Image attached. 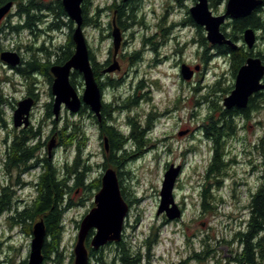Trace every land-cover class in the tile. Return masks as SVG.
<instances>
[{"label":"rangeland","instance_id":"rangeland-1","mask_svg":"<svg viewBox=\"0 0 264 264\" xmlns=\"http://www.w3.org/2000/svg\"><path fill=\"white\" fill-rule=\"evenodd\" d=\"M91 1L89 17L95 18L99 13V23L84 26L89 49L99 66L109 57L112 64L114 47L110 33L115 11L113 4L125 2ZM132 4H135V13L132 14L127 7V16L132 17L122 19L125 27L121 31H125H122L123 40L117 56L121 67L110 73H102L105 67L100 66L98 76L99 81L104 84V101L114 107V124L126 135L131 132L130 120L137 122L142 128L147 127L149 118L153 124V127L145 132L140 143L131 141L127 144L128 152L125 156L129 158L121 169L124 174L118 176L130 206L124 221L122 238L125 243L140 248L141 253L145 254V241L150 235L152 237L154 232L157 233L156 243L149 251L151 264H243L235 260L239 257L238 253L242 247L238 233L247 226L250 195L262 182L261 175L264 173L263 155L260 153L262 157L258 156L252 146L257 137L264 135V96L257 97V101H261L258 112L250 114L247 120L239 119L241 125L247 123L246 131H242L240 135H249L248 147L253 151L252 156L244 151L245 148L235 144L234 151L241 162L234 164L230 161L228 170L226 168L227 176L219 177L218 180H223L217 185L213 176L206 178V169L212 158V143L204 137L203 125L209 112L216 108V103H223L225 96L234 87L236 75L230 67V61L227 57L214 55L215 50L210 48L208 54L213 56L206 63V47L201 43V36L196 33L194 27L180 25L194 4L192 0H135ZM225 7L226 3H223L212 10L215 14H221L224 13ZM173 23L176 25L172 26ZM61 27L53 33L54 39L47 40L48 46L55 48V45L67 42L70 29L64 25ZM230 27L227 25V29L230 30ZM165 28L168 30H163ZM262 34L263 31H257L254 53L259 50L264 53V38H258ZM173 36L176 38L173 39ZM25 40L30 41L29 38ZM238 43L240 46L243 42ZM182 61L192 69L197 65L200 67L195 70L190 80H184L181 76ZM24 69L25 67H22V73L16 74L5 67V77H11L10 82H5V140H9L7 128L11 129L13 126L12 116L17 103L23 99L33 81L38 87L35 92L39 93V104L33 111L31 122L33 129L39 130L40 134L34 141H47L48 144L55 137L51 158L63 168L68 160H73L77 147L73 144L66 145L59 132L66 121L78 122L87 137L81 162L91 165L89 181L92 179L94 182L97 178H102L106 171L105 155L110 148L107 141L106 150L105 139L100 137L98 121L90 116V113L94 112L85 109L83 114H80V111L73 113L64 107L58 119L54 114H45L44 106L54 100L51 91L53 81H49L46 75H39L33 80L30 76L34 74L29 75ZM73 78L76 80L78 93L82 95V74L76 77L71 75V79ZM155 80H158L157 85L153 83ZM218 80L221 82L216 91H209ZM227 87L232 89L224 91ZM130 96L138 100L137 104L126 107L129 103L127 98ZM54 120L57 122L54 123ZM182 131L183 134H180ZM19 132L20 130L12 131L9 142ZM56 133L58 135H55ZM66 133L71 131L67 130ZM3 138L0 122V182L12 185L15 190V204L23 207L37 194L34 183L40 168H31L20 176L18 172H14L10 176L3 167L2 159L6 146ZM46 153L47 145L43 150V154ZM232 153L233 151L229 150V157ZM250 158L253 159L249 161ZM120 159V154H117L116 160ZM171 164L182 166L174 189L175 201L182 209V216L175 220H168L165 213L157 214L164 174ZM208 183L211 184L212 194L217 200L212 199V208L204 210L201 192ZM97 192L95 190L93 193H86L81 188L65 200L67 203L71 199L73 204L64 213L65 229L61 244L64 258L61 264H75V256L71 262V255L74 254L80 224L96 205L94 196ZM38 220L39 218L34 224ZM0 233L4 240L3 249L0 251L1 258L13 256L18 263L24 259L28 260L33 236L28 234L24 227H10L4 215L0 222ZM260 238L264 247L263 231L254 239V243H258ZM102 252L112 257L116 252L115 242L106 244ZM56 260L53 255L46 264H57Z\"/></svg>","mask_w":264,"mask_h":264},{"label":"trees","instance_id":"trees-1","mask_svg":"<svg viewBox=\"0 0 264 264\" xmlns=\"http://www.w3.org/2000/svg\"><path fill=\"white\" fill-rule=\"evenodd\" d=\"M8 1L11 0H5V3ZM15 1H18L20 6L23 7L22 3H20L22 0ZM91 3V0H84L83 3L84 26L90 24L98 25L99 23V13H97L95 18L89 17V6ZM215 3L217 4V2ZM134 5L135 4H131L130 7L126 3L113 4V7L119 14L120 21H123V18L129 19L132 17V15L127 16L126 8L129 7L128 10L133 14L135 13ZM23 9H25V7ZM58 11L59 15L63 14L64 16H67L61 0H58ZM28 17L31 19V15ZM182 24L197 28V33L201 36V43L206 47L204 52V60L206 63L213 56L208 54L210 48L215 50L216 53L214 55L227 57L229 59L230 67H232L235 75L239 67L253 54L260 56L264 61L263 51L259 50L254 53L253 49H248L244 43H242L237 49H232L227 45H211L203 32V27L197 25L189 13ZM248 27H252L256 31H263V34L258 38H264V0L263 6L258 8L252 15L236 19L233 22V29L230 33L226 32L227 30L224 27L222 30L234 41L243 42V32ZM58 28H60V25H58ZM74 47L75 44L72 36H70L69 44L66 47H63L66 48L65 57L63 59L64 61L68 60L73 55ZM137 53L138 52L135 53V56H137ZM90 57L93 62L95 76L99 83L98 76L100 67L95 61L94 56L91 54V51ZM50 68L51 67H36L33 65L32 67H26L24 70H27L29 75L32 73L36 75L41 71L46 76H49L50 81L52 82L53 77L50 73ZM79 74L80 73L76 71L72 75L73 77H76V75ZM32 76H30V78L34 80L35 78ZM75 81V78L71 79L74 86L76 85ZM220 82L221 81L218 80L215 85L210 87L209 91H216L217 85ZM33 83L34 82L31 81L30 84ZM153 83L157 85L158 80L153 81ZM99 85L101 86L102 84L99 83ZM231 89L232 87H227L224 91H229ZM127 101L129 103L126 107H130L134 104L136 105L138 100L133 96H130L127 98ZM104 106L107 109V116L103 118L101 125L103 132L108 136L110 148L109 152L105 155L107 161L105 168H113L118 172V176H121L124 174V171L121 169L129 158L125 156V153L128 152L127 144L131 141H134L135 144L140 143L145 132L150 130L153 127V124H151V119L149 118L147 127L142 128L137 122L130 120L131 132L126 135L122 129L114 124L115 118L112 119L110 104H105ZM260 108L261 101H257V97H252L247 108L240 109V111L245 113L246 118L249 119L250 114L258 112ZM85 109H87L86 106H83L80 110V114H83ZM47 111L48 115L53 114L52 103L47 105ZM231 114L232 111L224 108L223 103H216V108H213L211 112H209L203 125V132L205 135L207 137L214 135L213 138L215 140V149L206 169V178L213 176L216 179L217 185H220L223 180H218L219 177L225 178L227 176L228 166L230 165L228 149L226 143L222 139L225 137L228 130L231 129ZM55 122L57 121L54 120V123ZM62 128V131L59 132L61 133V140L65 142L66 145L73 144L77 147V152L74 154L73 160H68L63 168H60L47 153L43 154L45 146L37 140L34 141L40 134L39 130L36 131L33 129V126L22 129L19 133L15 134L9 145L5 146L4 158L2 159L3 167L10 176L14 172H18V175L20 176L31 168H40L39 176L34 183L37 194L30 203L25 204L23 207H19L15 204V190L12 188V185L0 182V222L2 217L6 215V221L10 227H24L26 232L33 236L34 221L37 218H39V220L43 219L46 233L42 248L44 255L42 264H46L53 255L57 258V264L63 262L64 257L63 252L61 251V244L65 229L64 213L67 208L73 204L71 199L70 202H65L67 197L81 188H83L86 193H93L95 190L99 191L101 188V178H97L94 182L92 179L89 181L91 165L86 162H81V154L87 138L85 130L75 121H66ZM67 130H70L71 133L67 134ZM261 150L264 156V137L262 138ZM117 154H120V160H116ZM122 195L125 198L123 190ZM212 199H214V201L217 200L216 196L212 194L211 184L208 183V186L206 185L201 192L202 207L204 210L212 208ZM249 208L250 216L247 226L244 230L239 231L238 233L242 247L241 252L238 253L239 257H236L235 260L243 264H262V258L264 257V247L261 243L262 238H260L258 243H254V239L257 238L262 231L264 232V176L259 186L251 192ZM93 234L94 231L90 230L87 237L88 248L91 250L88 264H151L149 251L156 243L157 233L154 232L152 234L153 236L151 237L150 235L145 241V248L147 249L145 254L141 253L142 250L140 248L137 249L134 245L125 243L123 238H121V240L115 242L116 252L112 257L106 256L102 252L103 248L97 250L91 247L89 243ZM3 245L4 240L0 233V251L3 249ZM71 257V262H73V253ZM91 257H93V259H91ZM27 262V259L21 260L18 263L16 257L12 256L3 259L0 256V264H27Z\"/></svg>","mask_w":264,"mask_h":264},{"label":"water","instance_id":"water-1","mask_svg":"<svg viewBox=\"0 0 264 264\" xmlns=\"http://www.w3.org/2000/svg\"><path fill=\"white\" fill-rule=\"evenodd\" d=\"M62 3L67 15L75 23L72 34L75 50L70 59L63 65H54L50 68V72L54 77L51 85V91L54 95L52 111L55 118L58 119L63 106L67 107L71 112L77 113L83 105H86L100 120L103 95L93 70L90 49L84 33V0H62ZM12 4V1H8L0 8V19L4 14H7ZM262 6L263 0H228L225 12L216 15L213 13L208 0H196L189 8V14L197 25L205 28L206 38L211 45H227L232 49H237L239 43L229 38L222 30V26L228 19L236 20L250 16ZM111 35L114 47L113 63L105 68L103 73H110L120 69L117 55L123 36L116 17H113L112 20ZM243 43L248 49H254L257 43V31L254 28L248 27L244 30ZM5 61L15 65L19 63V57L17 53L5 51ZM199 68V65H197L192 69L188 64L184 63L180 69L182 78L190 80L195 70ZM74 71L80 72L83 76L84 91L82 95L78 93L71 82V75ZM263 90L264 61L260 56L251 55L239 67L235 76L234 87L223 99V106L226 109L234 107L245 109L249 104L250 98ZM33 104L34 100L32 97H26L18 102L13 115L15 127H28ZM180 134H183V131ZM107 141L105 139L106 150H108ZM53 145L54 141L49 146L50 149ZM181 172V165L171 164L164 174L157 214L165 213L168 220H175L182 216V209L176 203L174 196L175 185ZM94 202L96 205L85 215L80 224L78 239L74 248L75 264L89 263L90 252L87 237L90 230H94L90 240L91 246L97 250L108 243L121 240L123 236L124 221L130 206L122 195L119 177L115 169L107 168L102 175L101 188L95 194ZM45 233V223L43 219H40L33 226V238L27 264L43 263L42 248Z\"/></svg>","mask_w":264,"mask_h":264},{"label":"flooded vegetation","instance_id":"flooded-vegetation-1","mask_svg":"<svg viewBox=\"0 0 264 264\" xmlns=\"http://www.w3.org/2000/svg\"><path fill=\"white\" fill-rule=\"evenodd\" d=\"M11 1L13 4H12L10 10L7 12L6 15L4 14V16L0 19V122H1V128L3 129V133H4V138H3L4 146L9 145V143H10L9 141L11 138L12 131L22 130V129L27 128L24 126L15 127L14 121H13V116H12L13 126L11 129L7 128V135H8L9 140L8 139H7V141L5 140V126H6L5 125V104H6L5 82L11 81V79H10L11 77H5V67L14 71L16 74H18V73L21 74L22 73V67H25V68L26 67H32L33 65H35L36 67H53L54 65L55 66L63 65L67 61V60L66 61L63 60L65 57V53H66V48H63V47H66L69 44L70 36H72L73 30H74L73 27L75 26V23L69 18L68 15L64 16L63 14H61V15L58 14V12H59L58 11V0L50 1V2H47L46 0H22L20 3H22L23 7L20 6L18 1H15V0H11ZM133 1H135V0L126 1L125 3H127L128 6H130ZM227 1L228 0H219V1L208 0L211 9L217 8L219 6V4L220 5H222L223 3L227 4ZM61 2H62V0H61ZM192 2L195 3L196 0H192ZM215 2H217V4ZM6 3H5V0H1L0 1V8L2 6H4ZM62 5H63V3H62ZM24 7H25V9H23ZM224 12H225V10H224ZM29 15H31V19L28 17ZM216 15H219V14H216ZM114 17H116L117 23L121 27V29L123 27H125L124 22L120 21L119 14L117 13L116 9L114 11ZM63 19H66L67 21L63 22L62 21ZM234 21L235 20L228 19L227 22L222 26V28L224 27L227 30L226 32L230 33L233 29V22ZM182 23L183 22H181L180 25H183ZM58 25H60V28H58ZM61 25L68 26L70 29V32L67 36V42L65 44L55 45V48L54 47L52 48V45H51V47L47 45V40L54 39L53 33L56 32L57 30L61 29L62 28ZM175 25H176V23H173L172 26H175ZM227 25L231 26L230 30L227 29ZM195 29H196V33H197V28H195ZM163 30L167 31L168 28H165ZM122 31L124 32L125 30H122ZM203 32L206 36V30L204 27H203ZM110 36H112L111 33H110ZM25 38H29L30 41L26 42ZM168 38H170V37H168ZM172 38L174 39L176 37L173 36ZM194 39L196 41L195 37H194ZM36 40H39L40 42H36ZM74 50H75V47H74ZM5 51L17 53V55L19 57V63L15 64V65H11L10 63L6 62L5 61ZM253 55H255V54H253ZM53 56H55L56 59H53L54 58ZM184 63L185 62L182 61L180 63V67ZM110 64H111V58L109 57L103 63H101L100 66L107 68ZM104 69H102V73H103ZM39 75H45V74L40 71L36 75H33V76H34V78H36ZM51 75H52V73H51ZM6 76H8V75H6ZM107 76H108V74H107ZM47 77L50 81V77L49 76H47ZM52 77H53V75H52ZM53 79H54V77H53ZM99 83H101V82L99 81ZM101 84H103V83H101ZM103 87H104V84H103V86L102 85L100 86V88L102 90V95H103ZM35 88H38L37 85L30 84L28 86L26 93L23 95V99L26 97H32L34 100V104H33V107L31 109L30 116H29L28 127L32 126L31 118L33 115V111L39 104V93L35 92ZM262 96H264V90L255 94L252 97H262ZM102 99H103V97H102ZM49 103H52V108H53V101L48 102L44 106L45 112H46L45 114H47V115H48L47 105ZM105 104H110V103H106L103 99L102 109H101V119L100 120L95 116L94 113H90V116L98 121L97 124H98V129L100 131V137H103L104 139L108 140V136L103 132L102 125H101L103 118H105L107 116L106 115L107 109L104 106ZM17 106H18V103H17ZM17 106H16V108H17ZM83 106H86V105H83ZM62 108H64V106ZM86 108L90 109L88 106H86ZM110 109H111V116L113 119L114 107L111 104H110ZM229 110L232 111L231 129L228 130V132L226 133L225 137L222 140L226 143L227 149L231 148L229 150L233 151L232 156L229 157V160L231 162H233L234 164L235 163L239 164L241 161L237 158V153H235V151H234L235 144L242 146L243 149L245 148L244 151L248 152L249 155L252 156V154H253L252 153L253 151H251V149H249V147H248L250 145V142H248L249 141V139H248L249 135L248 134H247L248 136L247 135H244V136L240 135V133L242 131H246L247 123H245V124L243 123L241 125L242 122H240L239 119L247 120V118L245 116V113L241 112L239 108L234 107V108L229 109ZM13 115H14V113H13ZM55 135H58V134L56 133ZM204 137L207 140L211 141L212 153H213V151L215 149V140L213 138L214 135L213 136L210 135L209 137H207L204 133ZM263 137H264V135L262 137H257V139H255L254 143L252 144L253 149H255L257 151L258 156H261L260 153H262L261 146H262V138ZM5 141H6V143H5ZM52 141H54V145H55V141H56L55 137L52 138L48 144H47V141L42 143L43 146L47 145V150H48L47 154L49 157H51L53 154L54 145L51 149L49 147L51 145ZM229 150H228V152H229ZM252 159L253 158H250L248 160L250 161ZM262 160L264 163V156H263ZM253 163H255V161H253ZM263 176H264V173L261 175V178ZM89 244L91 245V243H89ZM89 252H91L90 249H89Z\"/></svg>","mask_w":264,"mask_h":264}]
</instances>
